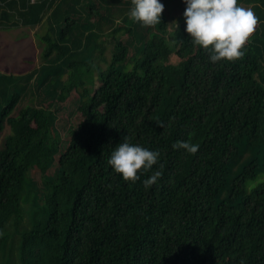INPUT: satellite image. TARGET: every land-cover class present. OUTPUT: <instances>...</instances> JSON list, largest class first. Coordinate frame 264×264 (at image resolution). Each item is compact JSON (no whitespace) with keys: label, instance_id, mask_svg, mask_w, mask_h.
Returning <instances> with one entry per match:
<instances>
[{"label":"trees","instance_id":"16d2710c","mask_svg":"<svg viewBox=\"0 0 264 264\" xmlns=\"http://www.w3.org/2000/svg\"><path fill=\"white\" fill-rule=\"evenodd\" d=\"M238 2L257 26L212 62L132 0H0L42 57L0 70V264H264V0ZM126 134L160 150L138 180L108 164Z\"/></svg>","mask_w":264,"mask_h":264},{"label":"clouds","instance_id":"9594fccd","mask_svg":"<svg viewBox=\"0 0 264 264\" xmlns=\"http://www.w3.org/2000/svg\"><path fill=\"white\" fill-rule=\"evenodd\" d=\"M132 4L130 17L145 25L160 21L165 8L163 0H132ZM183 15L185 30L195 44L208 49L212 62L244 55V45L258 20L254 9L245 7L238 0H186ZM160 123L164 125L163 121ZM174 147L195 153L200 145L191 139H177ZM159 158V149L132 142L126 134L112 149L108 164L125 179L138 180V170L152 169ZM162 175L160 169H155L144 178L143 183L146 187L151 186Z\"/></svg>","mask_w":264,"mask_h":264},{"label":"rangeland","instance_id":"374dc122","mask_svg":"<svg viewBox=\"0 0 264 264\" xmlns=\"http://www.w3.org/2000/svg\"><path fill=\"white\" fill-rule=\"evenodd\" d=\"M163 2L165 4L163 11L168 16L169 22H176L177 17L184 16L186 0H163ZM256 26H254V29ZM39 29H41L40 26L36 28L24 26L0 27L1 71L18 74L40 66L42 62V57L40 56L41 48L35 36V31ZM63 116L68 118L69 112H64ZM65 130L62 133L66 134ZM2 137L3 135L0 136V140Z\"/></svg>","mask_w":264,"mask_h":264}]
</instances>
